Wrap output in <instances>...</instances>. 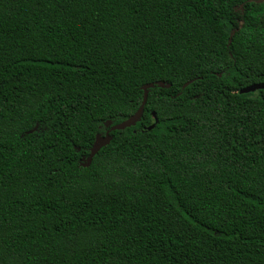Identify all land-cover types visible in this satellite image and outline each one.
Wrapping results in <instances>:
<instances>
[{
    "label": "trees",
    "instance_id": "obj_1",
    "mask_svg": "<svg viewBox=\"0 0 264 264\" xmlns=\"http://www.w3.org/2000/svg\"><path fill=\"white\" fill-rule=\"evenodd\" d=\"M259 83L264 1L0 0V264H264Z\"/></svg>",
    "mask_w": 264,
    "mask_h": 264
},
{
    "label": "water",
    "instance_id": "obj_2",
    "mask_svg": "<svg viewBox=\"0 0 264 264\" xmlns=\"http://www.w3.org/2000/svg\"><path fill=\"white\" fill-rule=\"evenodd\" d=\"M251 1H255V2H263L264 0H251ZM235 33V30H233L231 32V36H230V40L229 42H231V39L233 37ZM190 84V82L186 83L184 87L188 86ZM155 85L159 86V87H169L170 85H167L165 84L164 82H157L156 84L154 83H149L147 85L144 86V100L140 106V108L135 112V114H133L130 118L118 123V124H115L111 127V129L109 131H115V130H124L126 128H130V127H133L135 126L142 118L143 116V113H144V108H145V105L147 103V99H148V93H149V89L153 88ZM258 90H264V84L263 83H259V84H254V85H251V86H248L246 88H244L242 90L243 93H251V92H256ZM154 116H156L154 114ZM157 120L155 121V124H156ZM155 124L151 125L148 130H151L154 128ZM112 125V122L111 121H108L106 122V126L109 127ZM33 130L29 131L28 133H31ZM112 140V137L111 135L109 134V132L106 133V135H101V134H98L96 136V140L93 144V146L91 147L90 149V153H89V156L85 159H83V163L82 165L84 167H89L92 163V160L93 158L97 155V153L99 152V150L108 145Z\"/></svg>",
    "mask_w": 264,
    "mask_h": 264
}]
</instances>
